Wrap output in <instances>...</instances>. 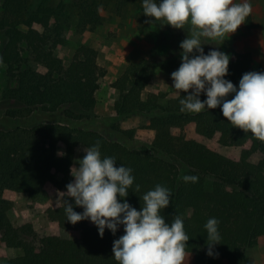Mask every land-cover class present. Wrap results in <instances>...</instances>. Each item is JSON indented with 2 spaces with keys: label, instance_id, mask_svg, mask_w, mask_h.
Segmentation results:
<instances>
[{
  "label": "trees",
  "instance_id": "1",
  "mask_svg": "<svg viewBox=\"0 0 264 264\" xmlns=\"http://www.w3.org/2000/svg\"><path fill=\"white\" fill-rule=\"evenodd\" d=\"M67 3L40 0L31 9L26 0H0V101L15 104L0 110V117L15 122L0 128V264H118L113 241L124 231L119 228L113 235L106 229L101 238L88 220L68 222L64 201L76 212L83 209L64 194L58 205L44 211L51 224L78 232L77 238L39 236L31 222L16 226L8 216L15 193L34 200L47 184L63 189L72 182L75 149L97 142L102 157H114L117 167L133 170L135 180L126 199L137 210L144 205L143 195L157 184L171 190L170 204L161 215L169 223L177 216L183 219L190 237L186 264H252L251 247H264V156L250 160L262 149L261 141L229 123L220 107L182 112L180 100L187 93L171 98L144 93L153 67L143 59L125 66L112 83L115 115L100 120L94 113L95 91L104 72L96 49L76 44L65 64L59 48L71 30L83 33L103 25L106 19L100 14L107 5L72 0L80 15L76 20L72 7L65 12ZM230 58L225 78L237 86L244 73L264 72L262 66L252 67L248 54L231 51ZM158 66L169 75L177 70L175 60ZM189 124L194 138L185 136ZM221 146L234 147L238 154L223 155ZM186 175L199 181L186 183ZM212 217L220 221L221 239L209 256L204 226ZM3 248H19L21 254L3 258Z\"/></svg>",
  "mask_w": 264,
  "mask_h": 264
},
{
  "label": "clouds",
  "instance_id": "2",
  "mask_svg": "<svg viewBox=\"0 0 264 264\" xmlns=\"http://www.w3.org/2000/svg\"><path fill=\"white\" fill-rule=\"evenodd\" d=\"M142 7L145 16L166 21L176 29L192 26L191 35L180 43L181 64L171 73L173 88L187 93L180 100V110L199 113L220 107L234 127L264 141V72L244 73L237 86L225 78L230 55L218 47L205 53L203 47L205 39L222 44L225 37L235 33L252 12L250 0H142ZM201 94L206 99L201 100ZM84 151L79 167L70 169L74 180L63 193L83 211H74L73 205L64 201L67 221L75 225L88 220L101 238L106 229L115 235L123 226L124 234L113 241L112 247L118 264H186L190 237L183 219L177 216L169 223L161 215L170 204L171 190L157 184L143 195L144 205L137 210L126 199L135 180L133 170L117 167L114 157H102L99 142ZM183 180L197 183L199 177L186 175ZM219 223L212 217L204 226L209 256L214 255L212 248L221 239Z\"/></svg>",
  "mask_w": 264,
  "mask_h": 264
},
{
  "label": "rangeland",
  "instance_id": "3",
  "mask_svg": "<svg viewBox=\"0 0 264 264\" xmlns=\"http://www.w3.org/2000/svg\"><path fill=\"white\" fill-rule=\"evenodd\" d=\"M26 1L32 9L40 0ZM63 1L68 2V8L65 11L68 12L72 7V0ZM234 2H241V0H234ZM104 3L107 9L105 8L106 10L100 15L106 19L105 23L92 31L83 33L71 30L66 42L59 48V54L65 64L69 63L76 44L84 43L96 49L97 64L104 72L98 80L99 86L95 91L94 113L97 117L102 120L109 117L107 114L112 113L111 111L115 113L113 103L117 92L112 87V83L125 66L142 59L153 67L152 78L145 87L144 93H164L166 98L177 96L180 91L173 88L171 75L162 71L158 64L161 61L175 60L177 69L179 68L183 54L180 43L191 35L192 26L186 24L184 29H176L165 24L166 21L145 16L142 0H102V5ZM250 3L252 12L246 18L245 23L239 26L228 39L225 37L226 40L222 44L220 41L203 40L206 43L203 45L205 53L218 47L220 51L229 55L231 51L248 54L252 67L262 66L264 68V0H250ZM115 4H119L118 10ZM75 9L74 6L71 8V11L74 10L72 17L77 20L80 15ZM3 78L4 66L0 65V87ZM14 106L12 102L0 101V110ZM29 122L30 120L27 121ZM14 124L15 122L12 124L9 119L0 117V128L11 127ZM103 132L109 139H114L113 134L105 130ZM185 136L194 138L193 124L187 126ZM203 141L208 143L207 140ZM261 144L262 149L250 157L251 161H257L264 156V141H261ZM219 151L223 155L238 154L237 149L231 146H221ZM85 154L83 146H77L72 168L79 167L78 160L82 159ZM66 191V186L63 189H56L47 184L34 200L29 199L24 192L15 193L13 208L8 215L10 221L16 226L27 221L31 222L39 236L54 234L66 238H77L78 232L63 231L51 224L44 211L47 207L58 205ZM120 229L123 230V226H120ZM1 252L3 258H11L21 254V249L3 248ZM248 255L252 264H264L263 246L253 245Z\"/></svg>",
  "mask_w": 264,
  "mask_h": 264
},
{
  "label": "crops",
  "instance_id": "4",
  "mask_svg": "<svg viewBox=\"0 0 264 264\" xmlns=\"http://www.w3.org/2000/svg\"><path fill=\"white\" fill-rule=\"evenodd\" d=\"M114 78H115V76H114ZM113 100V98L111 99V101ZM112 113H108L107 114V116H109V117H111V116H114L115 115V113H113V111H111Z\"/></svg>",
  "mask_w": 264,
  "mask_h": 264
}]
</instances>
